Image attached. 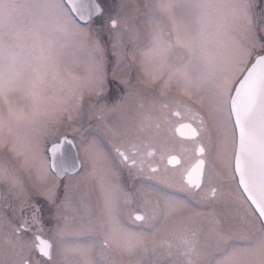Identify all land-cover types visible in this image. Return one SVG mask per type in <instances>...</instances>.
<instances>
[{
	"label": "snow or ice",
	"instance_id": "obj_1",
	"mask_svg": "<svg viewBox=\"0 0 264 264\" xmlns=\"http://www.w3.org/2000/svg\"><path fill=\"white\" fill-rule=\"evenodd\" d=\"M145 7L151 31L143 43L134 5L121 4L107 16L111 75L124 91L112 102H100L108 60L91 23L106 10L91 3L85 15L76 0H0V189L7 192L0 194V264H57L53 244L39 235L45 227L36 196L56 209L50 238L59 264H125L124 255L127 264H161L162 259L167 264H264V0H155ZM221 9L227 15H219ZM194 14L198 30L188 22ZM214 14L219 18L207 22ZM137 51L143 67L133 84L118 73L125 58L135 62ZM69 58L82 71L69 68ZM173 83L178 96L166 91ZM85 93L97 97L89 102L91 115L102 122L110 147L95 138L81 140V157L76 137L61 139L58 126L82 113ZM13 94L28 103L14 102ZM180 111L197 125L193 131L208 158L209 190L203 199L210 206L219 200L232 210L222 219L197 212L195 219L203 216L210 223L192 228L183 219L170 224L175 214L188 210L183 202L165 201L162 210L154 203L146 216H136L147 220L150 231H132L121 223L127 193L114 179L115 159L129 171L142 169L140 147L146 137ZM50 138L60 143L49 148ZM217 159L225 161V175L216 171ZM234 172L255 205L252 214L228 190L225 180L234 179ZM204 175L198 166L190 183L201 188ZM65 178L61 195L59 182ZM89 179L97 181L96 211L85 196L73 199L72 181L86 186ZM44 184L49 187L41 190ZM85 232L97 240L79 244L76 238ZM233 233L250 244L229 246L227 236Z\"/></svg>",
	"mask_w": 264,
	"mask_h": 264
},
{
	"label": "rangeland",
	"instance_id": "obj_2",
	"mask_svg": "<svg viewBox=\"0 0 264 264\" xmlns=\"http://www.w3.org/2000/svg\"><path fill=\"white\" fill-rule=\"evenodd\" d=\"M97 1L101 5V7L104 8L106 11H105L104 16H102V17H99V18H97L96 16L93 17L92 23H91V28L94 32H96V34L98 35L99 39L103 42L104 47L106 49V56H107V60H108L107 69H108V73H109L108 79L106 80L104 88L102 90V98H101L100 102H103L104 100H107L108 102H112V101L118 99L123 94L124 86L120 83L119 79H113L112 75H111V70L113 67L112 61H113L114 57L112 54L113 53L112 39H111L109 27H108L107 22H106L107 16L114 14L117 11L118 6L121 4L128 5L129 7H132L134 5L135 9H136V20H135L136 28L142 37H143V34H142L141 30L144 32V34H147V36L149 37L150 31H151L150 21H149V17L146 15V13L149 10H148V8L145 7V5L153 4V3H155V0H97ZM227 12H228L227 9H221L219 12V15H227ZM73 18L76 20V22L78 24L81 25V27H85L84 23H80L74 16H73ZM218 18L219 17L214 14L213 16H211L209 18V20L207 22L210 23L212 20L218 19ZM144 21L146 22V25L144 24L145 23ZM188 22H189L190 26L193 28V30L199 29L200 23H199L197 16L195 14L188 18ZM211 31H212V28H209V32H211ZM125 39H127V37H125ZM143 42H144V40L142 41V38H141V43H143ZM140 61H141V56H140L139 51H137V57H136L135 62L132 61L130 58H125L121 64V68L123 69V71H120L118 73V76L122 77V78H130L132 83L137 81V80L133 79V75H132L133 67H135V66H133V64H136V62H137V67H140V72H141L143 66L141 65ZM65 63L67 64V66L69 68H74L70 58L67 59L65 61ZM74 70L75 71H82V69H79V68H74ZM157 85L161 87V83L159 81L157 82ZM170 87H174L177 89V87L174 83ZM106 89H108V90L106 91ZM12 99L14 102L18 101L19 100V94H13ZM96 100H97L96 96L89 95V94L85 93V96H84L85 102L83 105L82 113L72 121H68L65 118V121L58 126L60 129V132L63 134V135H61V137L62 136H68L71 139H73V136L76 137V139L73 141H74L75 145H77L76 149H77V152L80 153L81 157L83 156L82 145L79 144V141H81V140L87 141V140H91V139L95 138L101 143L102 147H105V148L109 147V145L107 144V138L105 137V133H104V130L102 127V122L97 120L96 118H94L91 115V108H90L89 102L96 101ZM19 103L23 105V104H27L28 101L19 100ZM87 108L90 110V114L88 113V115L86 112ZM108 119H110V120L115 119V116H109ZM171 119H174L172 114L169 115V120L167 122L168 124L171 122ZM72 125H75V127L78 128L79 131H75L74 128L72 127ZM50 139H51V143L48 144V147L50 144L58 141L55 138H50ZM198 139L200 141L199 137H198ZM165 141L169 142V143L171 142L170 140H165ZM200 143H201V141H200ZM186 144L190 145L191 143L187 142ZM186 144H185V146H186ZM201 145L203 147L202 143H201ZM173 147H175V146L173 145ZM163 150L164 151L167 150V147ZM1 154H3V149H0V155ZM113 157H114V155H113ZM115 164L117 166L118 176L115 177L114 179L119 183V185L121 186L123 191L125 193H127L126 199L121 200V209H122L121 210V223L126 228H128L132 231L149 232L150 229L148 228L147 220L146 219L142 220V221L136 220V218H135L136 216L132 217V215L134 213H141L144 216H146V214L153 207L154 203L158 206V208L160 210H162L165 206V201H180V202H183L188 207L187 211L175 214L171 218L170 224L174 221H179L181 219L184 220L186 226H190L192 228H196L197 226L207 227L208 224L210 223V221H205L203 219V216L199 220L195 219V214L197 212L203 213L204 216H207L213 212L215 213V211H212L211 209L203 210L205 212L200 211V209L202 210V208H201L202 205L209 206V204L207 202L203 203V201H196L197 203H195V204L199 205V208H198V206L194 205L192 202H189V200L183 198L180 194L175 193L174 191H170L168 189H165L164 187H157V186L149 185V184L145 183V181H140V180L133 181L132 179H130L128 177V175L127 176L124 175L127 173L126 170L124 172L123 169L121 168V171H120L116 160H115ZM194 164H196V163H194ZM207 164H208V158H207L206 165ZM214 164H215L216 171L218 173L223 174V175H225L227 173V170L225 167V161L223 159L215 160ZM232 167H233V161H232ZM206 169H207V166H206L205 170ZM188 172H187L186 176L188 175ZM232 175H234V173H232ZM25 177H24V179H25ZM206 178H207V173H206ZM228 181H231V179L229 178V179L225 180V183L228 186V190L231 192H234L239 197V202L241 205H243V208L247 209L249 214H252L254 212V210L252 209L253 208L252 205L250 203H248L249 201L246 202L245 199H242L239 196L235 186H230ZM66 182L68 183V180H66L65 183ZM72 183L74 185L73 199L78 200L80 196H85L87 203L91 205L92 210L96 211V206H97L98 200H99V196H98V192H97V181L94 179H89L86 186L85 185H77L75 180H73ZM39 187L41 188V190H45V189H47V187H49V185L44 184V185H40ZM169 188H172V187H169ZM61 195H63V193ZM5 196H7V195H5ZM145 201L148 202L147 208L144 207ZM219 204H220V202L218 203V205ZM221 204H222L221 208L224 209L223 213L227 212V211H225V209H227L228 212H230L232 210L230 207H228L223 202ZM47 206L48 207L46 210H48V212L50 213L51 208L49 207V204ZM54 211H56L55 208H54ZM54 213L56 215V212H54ZM223 213L220 215L215 213V215L218 219H222ZM47 218H48V216L43 215L41 220L43 222H45V220H47ZM253 218H255V217H253ZM46 231H47V229L45 230V232ZM161 235H166V234L161 233ZM229 236H231L232 238L237 237V238L242 240V241L241 240L234 241L235 243H229L228 244L229 246L245 247L248 244H250V242H251L250 240L240 238L235 233L228 235L227 237H229ZM253 238H255V237H253ZM76 239H77V242L79 244L89 245V244L93 243L94 241H96L97 237L93 234H88L87 232H85L83 235L79 236ZM202 239H203V237H201V240ZM173 243H176V241H173ZM210 243H215V240L214 239L211 240ZM54 244H55V241H54ZM55 254H57L56 249H55ZM218 257H219V254H218ZM55 259L58 263L60 262V256L58 254L56 255ZM123 260L125 261V264H127L129 257L127 255H124ZM161 264H167V262L162 259Z\"/></svg>",
	"mask_w": 264,
	"mask_h": 264
},
{
	"label": "flooded vegetation",
	"instance_id": "obj_3",
	"mask_svg": "<svg viewBox=\"0 0 264 264\" xmlns=\"http://www.w3.org/2000/svg\"><path fill=\"white\" fill-rule=\"evenodd\" d=\"M144 24L146 25V22ZM141 32L143 34V37L141 36L142 41L144 40L145 42L148 36L147 34H144L142 30ZM133 66H135L133 67V71H132L133 79L138 80V77L141 74L140 67H137V62L136 64H133ZM135 83H137V81H135L133 84ZM159 88L160 86L157 85V89ZM108 89H106V91ZM166 91L168 92L169 95H176V96L180 95V92L178 91V89L174 87H169ZM86 112H87V115L88 113L90 114V110L88 108ZM172 115L174 119H171V122L169 124L167 123L169 120V117H168L167 121L162 124L161 128L158 130L153 129L152 133H150L146 137L145 143L141 145L140 158L143 161L142 169L132 168V170L129 171L128 167H125L119 164L118 158H116L115 160L118 164L120 171H121V168L123 169L124 172L126 170L128 174L126 173L124 175L125 176L128 175V177L132 179L133 181L135 180L145 181V183L149 185H153L157 187H164L165 189L174 191L175 193L180 194L183 198L189 200V202H192L194 205L198 206L199 208V205L195 204L197 203L196 201H203V203L207 202L203 199V197L205 196V194L208 193V190H209L208 181L206 178V170H205L207 166L206 165L207 155L206 153H201L200 151V149L202 148V145L198 139V135H194L192 137H189V136L184 137V136L179 135V133L177 132V128L180 126H184L185 128L186 127L193 128L194 130V129H197V125L192 120H190L188 116L185 115L182 111H180L178 114H172ZM63 138L64 136L61 137V139ZM67 138L71 139L68 136ZM165 140H170L171 142L169 143V142H166ZM59 142L60 141L58 140L52 144L59 143ZM187 142H190L191 144L190 145L186 144ZM52 144L49 145V148ZM173 145L175 147H173ZM166 147H167V150L164 151L163 149H165ZM76 152H77V149H76ZM113 155L115 157L114 153ZM199 160H203V170H205V175L202 180V187L196 188L193 186V184H191L187 180L186 174L190 170V168L194 165V163L198 162ZM149 176L153 178L149 179L148 178ZM26 179L27 178L25 177V180ZM65 179L60 181V184H61L60 193L61 194L64 191L63 185L65 184V181L67 180ZM228 182L230 186H235L239 196L242 199H245L246 202H248V200L246 199L245 195L243 194L242 190L239 187L235 173H234V179L233 180L231 179V181H228ZM169 187H172V188H169ZM0 194L7 195V192L3 189H0ZM219 195L220 194L217 193L218 197ZM33 199L38 203V206L40 208V218H42L43 215L48 216L47 218L48 221L45 220V222H43L45 230L47 229V231L39 235L41 236V239H43L45 242H51L53 244V253L56 258L57 254H55V244H54V241L51 240L50 238L51 230L54 228L56 224V215L54 213L56 211H54V208L50 206V204L43 197L36 196V197H33ZM219 202L220 201H218L215 205H211V206L202 205L201 207L202 210L200 209V211L205 212L203 210L211 209L212 211H215L216 214L220 215L224 212V209L221 208L222 202H220V204L218 205ZM48 204H49V207L51 208L50 213L48 212V210H46L48 207L47 206ZM225 211L228 212L227 209H225ZM136 214H140L141 216H144L141 213H134L132 217H135ZM238 240H241V239L237 237L232 238L231 236H229L227 237V244L235 243L234 241H238ZM39 259L44 260L46 258L39 257ZM57 264L59 263L57 262Z\"/></svg>",
	"mask_w": 264,
	"mask_h": 264
},
{
	"label": "water",
	"instance_id": "obj_4",
	"mask_svg": "<svg viewBox=\"0 0 264 264\" xmlns=\"http://www.w3.org/2000/svg\"><path fill=\"white\" fill-rule=\"evenodd\" d=\"M65 2L67 3V0H65ZM76 3L77 4L84 5L83 11L85 12V15H87V7H88L89 4H91V3H98L99 4V2L97 0H76ZM74 16L78 19V21L84 23V21L80 20L79 17H77L75 14H74ZM177 132L179 133V135L184 136V137H187V136L192 137V136L195 135L193 133V128H189V127L188 128L187 127L185 128L184 126L178 127L177 128ZM59 143H55V144H59ZM73 144H74V142H73ZM52 146H53V144L50 146V148ZM75 151H76V149H75ZM198 166L203 170V160H199L198 162H196V164H194L190 168V170L188 172V175L186 176V178H187V180L189 182L190 181H195V179H196V170H197V167ZM233 167H235L234 160H233ZM235 175L237 177V181H238V184H239L240 189L242 190L243 194L245 195V197L247 198V200L250 202V204L252 205V207L255 210V205L252 204L251 200L248 199V195L249 194L244 190V186L240 184V174H239V172H235ZM256 191H257V195L259 196L261 189L259 187H257V190ZM137 215H140V214H136L135 216H137Z\"/></svg>",
	"mask_w": 264,
	"mask_h": 264
}]
</instances>
